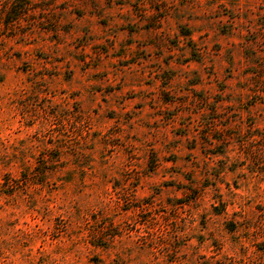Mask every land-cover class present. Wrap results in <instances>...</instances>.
Returning a JSON list of instances; mask_svg holds the SVG:
<instances>
[{
	"label": "rangeland",
	"instance_id": "1",
	"mask_svg": "<svg viewBox=\"0 0 264 264\" xmlns=\"http://www.w3.org/2000/svg\"><path fill=\"white\" fill-rule=\"evenodd\" d=\"M0 264H264V0H0Z\"/></svg>",
	"mask_w": 264,
	"mask_h": 264
},
{
	"label": "trees",
	"instance_id": "2",
	"mask_svg": "<svg viewBox=\"0 0 264 264\" xmlns=\"http://www.w3.org/2000/svg\"><path fill=\"white\" fill-rule=\"evenodd\" d=\"M20 12H22V11H20ZM19 15V14H18ZM19 18V16L16 18V19H18Z\"/></svg>",
	"mask_w": 264,
	"mask_h": 264
}]
</instances>
